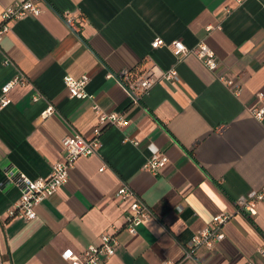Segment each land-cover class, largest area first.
Listing matches in <instances>:
<instances>
[{"label": "crops", "instance_id": "0c3cea01", "mask_svg": "<svg viewBox=\"0 0 264 264\" xmlns=\"http://www.w3.org/2000/svg\"><path fill=\"white\" fill-rule=\"evenodd\" d=\"M18 0H0L2 10ZM41 11L9 22L0 41V87L14 75L0 108V264H69L75 254L113 231L117 245L99 264H264V200L256 213L235 198L264 184V0H39ZM63 10L79 31L65 24ZM191 48L203 42L218 67L208 69ZM5 57L10 63L4 62ZM155 62L178 79H160L133 100L114 76ZM111 75H107V74ZM88 76L92 98L69 97L63 76ZM114 74V75H113ZM232 80V83H227ZM261 94V95H260ZM118 111L122 125L102 126L96 153L79 156L68 178L27 219L9 214L21 193L7 172L47 176L63 157L64 136H92L93 103ZM52 105L53 111H41ZM153 150L168 160L157 173L143 168ZM127 184L151 212L129 232V200L115 192ZM229 211L225 233L212 249L188 242L213 214Z\"/></svg>", "mask_w": 264, "mask_h": 264}, {"label": "built area", "instance_id": "2783aa9c", "mask_svg": "<svg viewBox=\"0 0 264 264\" xmlns=\"http://www.w3.org/2000/svg\"><path fill=\"white\" fill-rule=\"evenodd\" d=\"M41 11L39 0H18L6 6L0 13V41L3 35L9 30V22L18 20L28 15H38ZM65 24L73 32L79 31L77 18L68 14L67 10L62 12ZM161 45H170L176 52H192L201 62L210 70L218 67L217 57L214 51L205 43L200 42L191 48L187 47L181 40H172L169 44L159 36L151 41L152 47ZM4 62L10 63V59L5 57ZM107 75H111L110 73ZM114 75V74H113ZM118 82L126 90L131 99L136 100L138 93L145 94L150 87L160 79L176 80L178 79L177 71L174 68L162 69L158 64L152 62L140 71H134L130 68H122L114 75ZM87 75L78 77L66 74L63 76V82L67 88L68 96L74 98H92L93 94L86 90L88 82ZM26 79L22 75H14L6 80L0 87V108L6 106L10 97L9 90L16 86L22 85ZM232 83V80H227ZM261 95V94H260ZM92 108L97 114V124L92 128V136L86 137L81 133H73L62 138L63 147L62 159L54 161L50 166L49 174L45 177L39 176L31 178L23 173L7 172L9 181H13L21 187V193L16 207L9 210V214L18 215L23 218H33L36 214L35 206L44 198L52 195L68 178V170L79 156H88L97 152L101 145L100 134L104 125H122L126 119L121 112L100 110L97 103L92 104ZM250 112L256 118H263L264 105H252ZM53 111L52 105H47L41 115L46 116ZM166 154L153 150L151 155L146 158L143 168L152 173H157L167 162ZM115 194L123 199L129 200V211L126 214L125 228L131 232H136V227L151 217V212L143 201L134 193L130 186L122 184ZM264 200V184L259 188H252L247 192L238 195L235 198L236 207L240 210H246L250 214L256 213L257 204ZM233 213L222 211L212 215L209 223L194 231L188 242V249L185 256H192L191 249L198 246H204L212 249L222 238H224L223 225L232 217ZM117 239L113 231H106L100 234L97 244L88 245L81 253L75 254L69 248L61 252V256L69 261V264H99L104 258L113 254ZM258 253L264 257V244L257 248ZM163 264H178L173 260H165ZM243 264H254L247 260Z\"/></svg>", "mask_w": 264, "mask_h": 264}]
</instances>
